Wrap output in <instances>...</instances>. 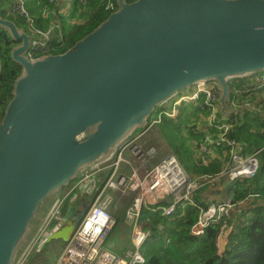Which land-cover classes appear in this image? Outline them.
Masks as SVG:
<instances>
[{
	"label": "water",
	"instance_id": "1",
	"mask_svg": "<svg viewBox=\"0 0 264 264\" xmlns=\"http://www.w3.org/2000/svg\"><path fill=\"white\" fill-rule=\"evenodd\" d=\"M117 6L72 49L31 61L33 37L2 16L0 0V28L18 43L11 58L22 68L0 123V264L17 263L63 187L110 160L173 97L213 83L226 113L228 81L264 72V0ZM88 209L43 248L68 243Z\"/></svg>",
	"mask_w": 264,
	"mask_h": 264
},
{
	"label": "built area",
	"instance_id": "2",
	"mask_svg": "<svg viewBox=\"0 0 264 264\" xmlns=\"http://www.w3.org/2000/svg\"><path fill=\"white\" fill-rule=\"evenodd\" d=\"M47 1L50 5H55L58 0ZM77 1L83 7L88 5V0ZM107 10L115 11L112 0H107ZM8 14L16 18H25L28 22V32L33 37L27 53L31 61L49 55L55 49L52 45L51 30L44 31L36 27L27 9L26 0H14L13 8L9 9ZM2 63L0 56V70ZM207 85L199 84L192 90L173 97L166 103L171 102L169 108H165L164 104L158 110L157 118L148 123V129L143 128L123 142L110 160L97 164L102 168L98 172L107 173L104 185L91 202L71 240L64 244L54 264H145L144 246L150 239L151 232L142 225L144 210L161 211L163 216L171 217L184 204L197 207L200 216L191 232L193 236L201 237L209 226L216 225L232 208L260 197L250 189L247 196L239 201L234 199L233 193V196L227 194L218 202L207 200V209L197 205L198 192L204 188L216 189L224 183L255 178L260 171L261 157L264 153L263 148L248 154L246 145L229 137L240 118L249 116L251 120L253 118L264 120V107L257 101L264 95V72L228 81L230 96L227 100L226 113L221 112L219 87L217 86L218 90L211 93ZM204 94L213 96V100L205 107L212 109L209 127L215 131L209 129V132L205 133L204 141L199 144V151L208 156V159L202 158L204 164H208L212 156H220L224 166L214 176L193 177L173 153L162 155L156 146L147 147L143 137L145 132L154 127L158 128L164 118L177 119L182 106L197 104ZM252 96L257 97L255 102L247 99ZM96 176H98L96 173L87 174L64 192L16 264H30L35 253L43 250L45 241L51 233L61 228L71 217L64 216L63 203H67L79 188H87L91 183L95 186L92 179ZM94 190L93 187L88 196L97 191ZM118 202L126 208L123 223L129 229V244L123 251H119L114 243L109 241L118 226L116 217ZM71 213L74 212L71 210ZM229 220L224 222L221 228L223 232L219 234L217 240L219 251L222 249L220 247L223 241L222 234L228 228Z\"/></svg>",
	"mask_w": 264,
	"mask_h": 264
},
{
	"label": "trees",
	"instance_id": "3",
	"mask_svg": "<svg viewBox=\"0 0 264 264\" xmlns=\"http://www.w3.org/2000/svg\"><path fill=\"white\" fill-rule=\"evenodd\" d=\"M112 1L115 8L118 9L117 0ZM126 1L133 3L137 0ZM12 3L14 0H1L3 11H6ZM40 4V8H49L46 12L43 11L46 17L42 15L35 17L33 10L29 11L28 9V11L34 19L36 27L46 31L52 26V17L48 13L56 8V5H50L47 0H41ZM81 9L83 13L86 10L89 11L85 22L64 30L62 39L53 40L52 45L55 49L52 54L61 55L72 49L113 13V11L107 10V0H88V5L84 7L80 5L77 10ZM3 17L15 22L19 28L28 32V22L25 18L7 16V14ZM16 46L18 43L11 39L7 31L0 28V56L3 61L0 70V123L5 116L6 108L13 99L15 83L22 74L21 66L11 58V53ZM247 99L255 102L257 97L252 96ZM257 101L264 107V95ZM196 112H198L196 109L185 110L184 114L177 119L164 118L158 129L164 140L169 143L172 153L180 160L186 170H190L193 177L214 176L222 170L223 160L221 157L212 156L210 163L206 166L203 164V160L198 157V144L192 145L187 141V143L180 141L177 145L170 143V130L177 131L179 129L178 122L186 116L188 120L194 122L197 116ZM249 118V116H245L244 119L240 118L229 137L237 139L242 145H246L248 152L252 153L264 147V120L254 118L251 120ZM190 136L194 137L192 134ZM261 159V168L255 178L235 182L228 187L229 194L235 193L234 199L236 201L244 199L250 189L258 193L260 197L251 201L245 208L243 213L246 220L237 221L233 224L227 244L223 246L221 252L218 249L217 240L223 222L209 226L201 237H195L191 234V229L200 214L197 207L184 204L171 217L163 216L161 211L144 210L142 221L144 220L145 227H143L151 232L150 238L154 237V247L148 255L149 240L144 246L145 264H264V153ZM103 185L104 182L99 185L91 202L95 200ZM202 190L203 192L200 193ZM202 190L199 191L196 202L198 206L207 209V205L203 201L204 195L213 190L209 188ZM67 206L65 204L63 208L64 214H66ZM228 225L231 224L228 223Z\"/></svg>",
	"mask_w": 264,
	"mask_h": 264
},
{
	"label": "rangeland",
	"instance_id": "4",
	"mask_svg": "<svg viewBox=\"0 0 264 264\" xmlns=\"http://www.w3.org/2000/svg\"><path fill=\"white\" fill-rule=\"evenodd\" d=\"M79 6L80 5L75 4V0H66L65 4H64V10L63 11H67L68 10V13H71L72 11L76 12V10L79 8ZM73 17H75L74 14L72 16V21L74 20ZM65 26L69 27L70 23L69 22L65 23ZM207 88L211 91V93H213V91H217L218 90V89H216L217 88L216 84H212V85L208 84ZM208 89H207V92H209ZM185 91H183L182 93H185ZM212 100H213V96L212 95L208 96V95L204 94L197 104L184 105V106H182L180 108L179 115L176 118H179L182 114H184L185 110H190L191 111L192 109L198 110V112H196L197 116H196L194 122H191L190 120H188L187 116L185 118H183L180 122H178V128L179 129L177 131L172 129L169 132V137H170V141H171L170 143H173V144L177 145L180 141H185V143L188 142L189 144L195 145V142L197 140L201 139V136L205 135L206 130H208V129L214 130L211 127H209V124L211 122V116H212L210 111L212 109H210L209 107L206 108L207 105H209ZM170 103L171 102L166 104L165 108H169L170 107ZM158 114H159L158 110L154 111V113L151 115V118L149 120L152 121L153 119L157 118ZM147 127L149 128L148 124L144 128H147ZM186 128H187V130H186ZM141 130H142L141 127L135 129L129 135V137L133 136V135H136ZM190 134L194 135V137H190ZM143 139H144L147 147L148 146H156L160 150V153L162 155H166V154L172 153L169 143L166 140H164V138L162 137V135H161V133H160V131H159V129L157 127H154L150 131L145 132V135H144ZM196 148H198V147H196ZM198 157L200 159H202V158L208 159V156L204 155L201 151H198ZM208 164H204V165L207 166ZM93 166L94 165H91L90 167L89 166L85 167V169H84L85 171L81 175H79V177H77L75 179V181H73V183L71 182V183H69L68 185H66L65 187L62 188V190L59 192V194L55 198V200L62 198V196H63L65 191L69 190L73 185H75L79 181V179L83 178V176L87 175V174L88 175L89 174L93 175L95 173L98 174V177H95L94 180H98V178H99V181H98L99 183L98 184L102 185V183L104 182L105 178L107 177V173H106V171L105 172H103V171L102 172H98L99 170H102V168L99 167L98 165H96L95 166L96 168L94 169ZM223 166H224V164H223ZM188 172L190 174H192L190 172V170ZM92 182H93V179H92ZM97 188H99V187L97 186ZM82 190H83V188H79L74 194H72V197H70L67 200V203H65V202L63 203L62 208H63V206L65 204L68 205L67 206V210H66V214H69L71 212V210L74 212V210L79 209L80 204L77 203L76 199L78 197H76V196ZM202 192H203V190L200 193H202ZM210 198H214V197L211 195ZM55 200L50 203V205H49L50 208L55 203ZM92 200H93V195L90 197V202ZM213 200L218 202L221 199H216V200L213 199ZM118 204H120V205H118ZM118 204L116 206L118 208V212H117V215H116L117 221H118V226H117L116 231L114 232L113 236L109 239V241L111 243H114L115 246H117V247L122 249V248L126 247V245L128 244L127 235L129 234V229L123 223L124 222V220H123L124 219V211H125L126 208L125 207L123 208V204H121V202H118ZM47 207H44L43 210L40 211L39 217L43 216V214L45 213ZM244 220H246V217H245L244 213H242V215L241 216L238 215L237 218H231V220H229L228 223H231V222H234V221L235 222H237V221L239 222V221H244ZM142 225L145 227L144 220L142 221ZM231 228L232 227H230V225H228L227 229H228L229 233L231 232L230 231ZM33 230H34V228H33ZM222 232H223V230H220L219 233L221 234ZM229 233H228V235H229ZM124 238L127 240V242H126V240ZM222 239H223V241H222L221 246H220L221 248L224 245L227 244L228 237H227V233L226 232H224L222 234ZM153 240H154V237L152 236V238H150L149 242H148L149 245H148V249H147L148 250L147 255L150 252H152L151 250L154 247V241ZM167 242H168V240H167ZM25 247H26V244L23 245V247H22L23 249L21 248L22 249L21 252L24 250ZM63 248H64V243H62V242H55V243H52L50 245H47L46 251H44V253H42L44 257H47V260L44 261V264H54V262L57 260V257L59 256V253H61ZM39 254H40V252H36L35 255L32 258L40 256Z\"/></svg>",
	"mask_w": 264,
	"mask_h": 264
},
{
	"label": "crops",
	"instance_id": "5",
	"mask_svg": "<svg viewBox=\"0 0 264 264\" xmlns=\"http://www.w3.org/2000/svg\"><path fill=\"white\" fill-rule=\"evenodd\" d=\"M40 1L41 0H26V4H27V9H29V11H32L33 10V13L35 15V17H39V16H45L46 17V14H43V11L46 12L47 9H49L48 7L46 8H40L39 5L40 4ZM65 1L66 0H58L57 1V4H56V8H53L52 10L49 11L48 14H50V16L52 17V26L48 29L49 31L51 30V33H52V40H55V39H58V38H63V34H64V30H67V29H70L71 27L75 26V25H78V24H83L85 22V19L86 17H88V14H89V11H86L85 13H81L79 10H76V12H71V13H68V10L67 11H63L64 10V4H65ZM75 4H78V1L75 0ZM13 5L14 3H12V5H10V7H8L6 9V11H3L2 9V16H5L7 14V16L9 15L8 14V11L9 9L13 8ZM73 14L75 15V17H73V21H72V16ZM55 17V18H54ZM6 19V18H5ZM70 23V26L69 27H66L65 26V23ZM23 29V28H22ZM46 30V31H48ZM27 32V31H26ZM29 34V32H27ZM188 91V90H187ZM209 132V129L206 130V133ZM194 136V135H193ZM191 137V136H190ZM202 139H199L195 142V145L199 144L198 142H203L204 141V137L201 136ZM191 142V141H190ZM199 151V150H197ZM246 152L248 154H252L250 152H248V150L246 149ZM216 158H219L220 156H215ZM210 163V162H209ZM95 167V165L93 166V168ZM85 170H83L84 172ZM81 172V174L83 173ZM80 174V175H81ZM79 177V176H78ZM98 177V176H96ZM201 177V176H200ZM95 178V177H94ZM93 178V183L95 184V186L91 183L87 188H83V190L79 193L78 195V198L76 199V201H83L85 198L87 197H91V195L88 196L89 192L92 190V188L94 187L96 191L98 188L97 186L99 187V178L98 180H94ZM230 186V184H221L219 185L216 189H211L213 191H210V193L204 195V199L203 201H205V203L207 204V200H213V199H223L228 193V187ZM214 192H216L214 194ZM227 192V193H226ZM213 196L214 198H210V196ZM229 196H233V193L231 192V194ZM214 201V200H213ZM253 201V200H251ZM251 201H248L246 203H244L243 205L241 206H238L236 208H233L230 210V217L231 218H237L238 215H242V213L244 212L245 208L249 205V203ZM67 215V216H72L73 213H69V214H64V216ZM66 216V217H67ZM230 218V219H231ZM236 223L235 221L234 222H231L230 224V227H233V224ZM116 231V230H115ZM114 231V232H115ZM114 234V233H113ZM125 239V238H124ZM126 240V239H125ZM127 240H128V244H129V234L127 235ZM126 240V242H127ZM128 244L126 245V247L128 246ZM115 245V244H114ZM119 251H123V249L125 248H119L117 246H115ZM223 248V247H222ZM47 249V246L45 248H43V250L40 252V256H37V257H34L32 258L30 264H44V261L47 260V257H44L42 253H44V251H46ZM60 254V253H59Z\"/></svg>",
	"mask_w": 264,
	"mask_h": 264
},
{
	"label": "bare ground",
	"instance_id": "6",
	"mask_svg": "<svg viewBox=\"0 0 264 264\" xmlns=\"http://www.w3.org/2000/svg\"><path fill=\"white\" fill-rule=\"evenodd\" d=\"M118 9H116L115 8V11H113V13L114 12H116ZM87 11V10H86ZM80 12L83 14V10L81 9L80 10ZM58 39H61V38H58ZM53 52V51H52ZM52 52L49 54V55H54V54H52ZM264 148V147H263ZM262 148V149H263ZM261 150V149H260ZM254 153V152H253ZM85 176V175H84ZM241 182V181H240ZM233 183H235V182H231L230 183V185L231 184H233ZM209 188V187H208ZM199 193V192H198ZM198 197V196H197ZM240 202H242V201H240ZM239 203V202H238ZM238 203H236V204H238ZM246 203V202H245ZM244 204V203H243ZM243 204H241V205H243ZM207 205V204H206ZM241 205H238V206H241ZM238 206H236V207H238ZM236 207H234V208H236ZM233 209V208H232ZM200 216V215H199ZM231 217H230V212H229V214L227 215V216H223L222 217V219L217 223V224H220L221 222H225V221H227V220H229ZM198 220H199V217H198ZM198 220H197V222H198ZM230 231H232V228H231V230ZM224 232H226L227 233V237H228V233H229V231H228V229H226V230H224ZM191 234H192V232H191ZM193 235V234H192ZM227 239V238H226ZM225 246V245H224ZM59 258V256L57 257V259Z\"/></svg>",
	"mask_w": 264,
	"mask_h": 264
},
{
	"label": "flooded vegetation",
	"instance_id": "7",
	"mask_svg": "<svg viewBox=\"0 0 264 264\" xmlns=\"http://www.w3.org/2000/svg\"><path fill=\"white\" fill-rule=\"evenodd\" d=\"M81 200H79V201H77V203H79L80 204V207H79V209H76V210H74V213L75 212H82L83 211V206L84 205H86L88 208L90 207V204H91V202H90V197H87V198H85L83 201H81Z\"/></svg>",
	"mask_w": 264,
	"mask_h": 264
}]
</instances>
